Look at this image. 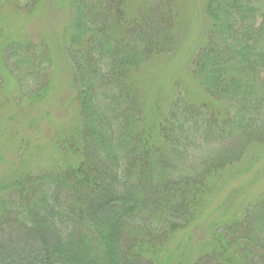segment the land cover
I'll return each instance as SVG.
<instances>
[{
    "label": "trees",
    "instance_id": "obj_1",
    "mask_svg": "<svg viewBox=\"0 0 264 264\" xmlns=\"http://www.w3.org/2000/svg\"><path fill=\"white\" fill-rule=\"evenodd\" d=\"M5 1L0 163L15 152L0 174V264H264V184L249 195L244 162L264 146V0H198L195 36L186 0H62L72 122L46 168L10 129L15 103L50 97L57 57L9 31L43 0ZM196 144L207 155L190 173Z\"/></svg>",
    "mask_w": 264,
    "mask_h": 264
},
{
    "label": "rangeland",
    "instance_id": "obj_2",
    "mask_svg": "<svg viewBox=\"0 0 264 264\" xmlns=\"http://www.w3.org/2000/svg\"><path fill=\"white\" fill-rule=\"evenodd\" d=\"M7 1H14L21 7H24V3L31 0H6L4 3L7 4ZM186 2H188L191 9L190 34L195 36L203 24L204 14L200 8L198 0H186ZM194 3H196L197 6L194 5ZM7 5H4L2 8V12H4L5 15L9 12V6ZM64 6L65 5H62V0H43L42 5L34 15L25 17L23 13L19 17V21L14 22L12 19L9 21L10 25H12V28L9 29V31L14 34L12 37L15 41L30 40L35 43V46H41L45 43L49 47L50 52H53L57 57L55 58L57 59V62L54 66L55 78L52 83L53 92L50 94L48 100L36 107H27L22 103H15L13 109L14 117L11 121L13 125L10 130L13 131L15 136L22 137L23 148H29L26 152H32L35 147V150L38 149V151L33 152V159H30L32 165L43 168L48 167L49 163H52L57 159V155H55L51 149V139L54 133L63 129H68L72 122V107L69 106L70 103L68 100L70 95L68 88L70 76L65 62L61 58L60 52L56 50H59L56 45L60 41V34L69 16L68 11L64 10V8H66ZM194 10L199 11L195 13L198 14V27H192L193 22L197 18V16L195 17L194 15ZM185 40H181L182 51L184 47L185 49L188 47L190 41L193 39L188 41ZM49 45H51V47ZM263 148L264 146H261V148H258L255 151L253 149L248 158L244 159V162L247 161V164H251L250 169L248 170V178L252 181V185L247 189L250 196H256L259 194L260 191H258V189L264 184V154H261ZM14 152V149H11L10 147L5 153V159L0 163V174L8 168L9 160L14 159ZM263 152L264 151H262V153ZM186 154L188 160L182 168L188 170L190 173L197 172L200 169V165H202L201 162L207 155L205 154L203 147L199 144L188 147ZM191 169L193 171H191ZM242 180L240 181L242 182ZM240 181H234L231 188L233 190L237 187L239 188L240 184H242ZM227 190L229 189H225V191ZM240 200H242V198L237 199L233 206L236 207L241 203Z\"/></svg>",
    "mask_w": 264,
    "mask_h": 264
}]
</instances>
